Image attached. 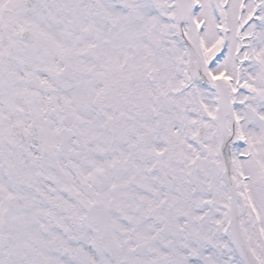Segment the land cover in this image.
<instances>
[{"label": "snow or ice", "instance_id": "1", "mask_svg": "<svg viewBox=\"0 0 264 264\" xmlns=\"http://www.w3.org/2000/svg\"><path fill=\"white\" fill-rule=\"evenodd\" d=\"M0 264H264V0H0Z\"/></svg>", "mask_w": 264, "mask_h": 264}]
</instances>
